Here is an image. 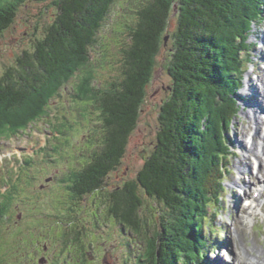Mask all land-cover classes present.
Returning a JSON list of instances; mask_svg holds the SVG:
<instances>
[{
    "label": "trees",
    "instance_id": "trees-1",
    "mask_svg": "<svg viewBox=\"0 0 264 264\" xmlns=\"http://www.w3.org/2000/svg\"><path fill=\"white\" fill-rule=\"evenodd\" d=\"M31 1L49 0H0V35L14 23L19 8ZM117 1H56L59 12L45 37L0 75V134H18L45 117L50 100L82 72L75 96L99 111L100 135L85 142L82 165L63 179L73 196L99 200L91 205L95 210L87 212L91 216L87 220L74 218L68 206V222L59 223L67 224L61 234L66 259L70 255L77 262V254L69 250L78 247L85 253L80 260L86 263V247L90 251L91 244L105 239L106 226L118 225L121 232L146 244L149 249L143 256L149 263L191 264L197 259L200 264L209 246L202 228L210 214L217 215L216 206L225 198L226 133L239 112L235 94L249 68L244 53L264 1L251 0L249 13L247 7L241 13L239 0H129L128 9L138 18L130 27L121 73L109 85H97L87 67ZM176 5L179 25L169 67L173 86L160 110L154 151L135 179L107 189V178L121 165L138 125ZM242 16L244 22L237 20ZM203 161L205 171L200 174ZM142 191L163 208L162 229L157 232L151 216L155 208L147 206L143 216ZM5 204L2 210L7 209ZM97 228L103 230L101 237L93 239L92 229ZM20 239L25 241L20 236L19 243ZM40 239L32 235L25 243L39 251ZM33 256L29 264L46 262Z\"/></svg>",
    "mask_w": 264,
    "mask_h": 264
},
{
    "label": "rangeland",
    "instance_id": "rangeland-1",
    "mask_svg": "<svg viewBox=\"0 0 264 264\" xmlns=\"http://www.w3.org/2000/svg\"><path fill=\"white\" fill-rule=\"evenodd\" d=\"M56 1H31L19 8L14 23L0 35V75L16 66L18 59L26 51H33L37 42L45 37L49 26L59 12ZM128 1L118 0L115 3L107 22L100 31L98 45L92 48L93 57L87 68L95 75L94 84L109 85L121 73L130 27L135 25L138 18L136 12L128 9ZM250 1H238L241 5L239 8L241 13L246 7L249 13ZM261 9H263V14L252 26L248 37L249 50L244 53L247 67H249L243 79L244 86L248 75L257 68L254 63L257 64L261 60V55L258 53V46L261 45L258 36L264 32L263 4ZM178 17L179 6L176 5L161 49L156 56L153 77L138 125L129 139L127 152L121 165L107 178L105 185L107 189L135 179L146 159L154 151L159 130L160 110L172 92L173 78L169 67L175 50L173 35L178 30ZM244 18L242 16V19L237 20L243 21ZM237 20L234 25L238 23ZM261 64L264 65V63ZM81 74L82 72H78L68 85L50 100V108L45 117L32 122L18 134H0V212H2L0 213V264H29L32 262L33 254H36L38 260H45L47 263L46 256H48L52 264H153L143 256L149 249L146 244L135 239V236H131L128 231L127 233L121 232L118 225L106 226L105 239L99 240L98 243L95 242V245L91 244L90 251L89 246L86 247L85 251L88 250L86 263L80 260L85 253H79L78 247L72 249V255L77 254L78 256L77 262H69L73 260L69 259L70 255L66 259L67 254L63 252L67 250L63 248L61 234L66 231L67 224L59 225V223L62 220L68 222L66 220L70 213L79 221L89 219L91 216L88 217L87 212L91 209V205L99 200L98 196L92 199V195L83 199L73 196L74 194L65 187L68 182L63 179L72 169H78L82 165L81 152L85 142H88L91 137L100 135L99 111L93 106L87 107L75 96V89ZM253 76L258 77L256 73H253ZM243 87L236 91L235 98L239 112L233 118L231 127L226 133L229 148L224 168L230 172L226 173L225 170L222 177L225 181V198L219 207L216 206L218 214L215 217L210 214L212 220L210 218L204 220L205 226L202 228L208 244L214 246L212 247L214 249L206 252V258H203L206 264H212V260L217 255H220L221 264L227 263L225 258L231 257V251L228 252L231 248H227L230 239L239 240L240 238L236 231V221L238 214L241 215V213L238 211L236 216L233 210L235 205L232 198L234 197L229 185L233 178L239 176L236 164L242 155L236 141V128L249 123L242 114V105H248L240 94ZM30 156L32 159L28 162L27 159ZM210 168L215 171L214 163H210ZM199 171L200 174L205 171L204 161L200 163ZM142 196L146 201L144 217L148 213L147 206L155 208L151 216L155 217L154 222L157 225L155 224L153 231L157 232L162 229L163 208L154 205V200L143 191ZM4 198L8 203L5 205L8 206L7 209L2 210ZM246 203L248 199L243 196V201L239 202V206L244 207ZM68 206L70 210L72 209L70 213H68ZM3 213L4 216L1 217ZM86 226L93 228L90 224ZM213 229L216 232L219 229L223 234L220 235L219 231L213 234L211 233ZM92 230L96 231L95 235H92L93 239L101 237L103 231L101 228ZM254 231L260 242L264 244L263 216L258 218ZM250 232L251 230L248 229L250 244L253 245L254 238ZM32 235L42 238L37 244L42 248L39 251L33 250L25 243L28 238H32ZM20 236L25 241L20 239L21 243H19ZM46 262L41 263L47 264ZM198 262L200 261L197 259L194 263L192 260L191 264H199ZM204 263L201 261V264Z\"/></svg>",
    "mask_w": 264,
    "mask_h": 264
},
{
    "label": "bare ground",
    "instance_id": "bare-ground-1",
    "mask_svg": "<svg viewBox=\"0 0 264 264\" xmlns=\"http://www.w3.org/2000/svg\"><path fill=\"white\" fill-rule=\"evenodd\" d=\"M258 39L261 43L258 46L261 60L257 62V68L248 75L245 86L244 83L240 86V89L244 86L240 92L241 97L248 103L242 105V114L249 123L236 128V141L242 155L236 164L239 176L233 178L229 185L234 197L233 210L236 216L238 211L241 213L236 221V231L240 238L230 239L227 248H231L228 250L231 251V257L225 259L229 263L223 264H264V244L254 231L258 218L264 217V65L261 64L264 63V32ZM253 73L258 77L255 78ZM244 195L248 203L242 207L239 202L243 201ZM248 229L251 230L250 235L253 234V245L250 244ZM221 263L220 255L212 260V264Z\"/></svg>",
    "mask_w": 264,
    "mask_h": 264
},
{
    "label": "flooded vegetation",
    "instance_id": "flooded-vegetation-1",
    "mask_svg": "<svg viewBox=\"0 0 264 264\" xmlns=\"http://www.w3.org/2000/svg\"><path fill=\"white\" fill-rule=\"evenodd\" d=\"M92 209H94V208H91L90 210H92ZM69 251H72V250H69ZM47 263V262H46ZM47 264H49V263H47Z\"/></svg>",
    "mask_w": 264,
    "mask_h": 264
}]
</instances>
